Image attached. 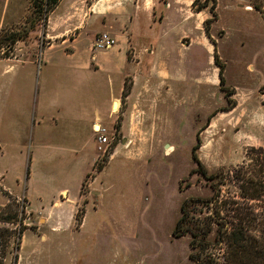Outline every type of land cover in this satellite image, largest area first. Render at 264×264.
<instances>
[{
    "label": "rangeland",
    "instance_id": "rangeland-1",
    "mask_svg": "<svg viewBox=\"0 0 264 264\" xmlns=\"http://www.w3.org/2000/svg\"><path fill=\"white\" fill-rule=\"evenodd\" d=\"M53 1L0 0V212L27 228L4 264H192L174 230L185 199L214 193L198 138L210 173L264 149V0H194L223 82L215 53L194 49L174 52L195 62L173 91L127 75L123 92L120 76L58 63L60 49L45 64L49 14L65 5ZM95 123L112 138L105 155Z\"/></svg>",
    "mask_w": 264,
    "mask_h": 264
},
{
    "label": "crops",
    "instance_id": "crops-1",
    "mask_svg": "<svg viewBox=\"0 0 264 264\" xmlns=\"http://www.w3.org/2000/svg\"><path fill=\"white\" fill-rule=\"evenodd\" d=\"M165 1L168 2L62 0L60 4L65 3L62 12L53 19V10L48 17L45 35L49 39V45L43 53L45 64L49 65L57 58L48 53L60 49L58 54L62 56L61 59L57 58L58 63L66 64L63 61L68 58L73 60L70 62L74 63L78 70H101L108 73L112 81L114 76H120L121 92L125 89L124 78L127 75L133 77L135 85L139 80L149 78L153 82L169 85V88L165 86L166 91H173L175 83L194 76L190 74V70L195 62L192 59L179 61L173 56L174 52L185 54L198 49L199 54L205 51L209 54L210 61H213L215 48L207 36L204 20L199 18L206 12L204 9L195 11L194 0ZM157 14L164 16L159 22ZM101 32H109L116 37L115 46L108 50H95V41ZM193 34L196 40L192 38ZM190 37L189 41L184 40ZM151 45L153 49L148 51L150 54L147 57L149 63L147 68H144L147 72L139 71V66L145 62L142 52ZM114 92L111 91L112 106L116 111L120 104ZM132 95H135L134 91L131 97ZM128 126L125 122L124 129L127 130Z\"/></svg>",
    "mask_w": 264,
    "mask_h": 264
},
{
    "label": "trees",
    "instance_id": "trees-1",
    "mask_svg": "<svg viewBox=\"0 0 264 264\" xmlns=\"http://www.w3.org/2000/svg\"><path fill=\"white\" fill-rule=\"evenodd\" d=\"M215 63L221 68L219 77L223 82L216 52ZM200 147L198 138L193 158L214 193L208 198L189 197L183 201L174 235L190 236L192 264H264V203H261L264 202V149H254L249 155L250 162L238 168L210 173L198 156ZM16 216L5 217L4 210L0 212V264L13 253L9 251L12 241L14 248L20 249L22 234L27 229L6 226L14 225ZM13 255L18 260V254Z\"/></svg>",
    "mask_w": 264,
    "mask_h": 264
},
{
    "label": "built area",
    "instance_id": "built-area-1",
    "mask_svg": "<svg viewBox=\"0 0 264 264\" xmlns=\"http://www.w3.org/2000/svg\"><path fill=\"white\" fill-rule=\"evenodd\" d=\"M116 42V37L109 32H101L96 38L94 48L95 50H108L115 46ZM93 129L98 134L96 137L97 148L105 155L106 151L113 143L112 138L109 136V130L101 123H95Z\"/></svg>",
    "mask_w": 264,
    "mask_h": 264
}]
</instances>
